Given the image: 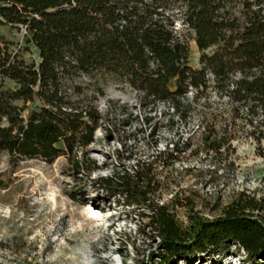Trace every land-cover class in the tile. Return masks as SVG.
I'll return each instance as SVG.
<instances>
[{
  "label": "trees",
  "instance_id": "obj_1",
  "mask_svg": "<svg viewBox=\"0 0 264 264\" xmlns=\"http://www.w3.org/2000/svg\"><path fill=\"white\" fill-rule=\"evenodd\" d=\"M177 22L194 34L200 68L189 65L190 37ZM3 24L23 27L39 58L27 63L0 45V152L13 159L50 163L65 155L75 173L99 167L86 148L100 115L61 89L71 71L112 73L138 93V108L149 112L168 102L181 118L193 102L186 92L193 90L197 99L209 87L210 73L212 89L229 100V152L239 134L258 148L264 140V0H0ZM35 101L38 106L22 116L26 103ZM205 138L207 150L221 148L219 139ZM188 146L178 137L151 159L137 160L132 171L112 169L90 183L107 198L142 209L159 238L157 264L200 263L231 253L260 264L264 197L240 192L213 218L189 206L187 223L177 219V209L187 206L178 194L168 203L154 198L160 184L154 168L171 165Z\"/></svg>",
  "mask_w": 264,
  "mask_h": 264
},
{
  "label": "rangeland",
  "instance_id": "obj_2",
  "mask_svg": "<svg viewBox=\"0 0 264 264\" xmlns=\"http://www.w3.org/2000/svg\"><path fill=\"white\" fill-rule=\"evenodd\" d=\"M176 25L190 37L189 65L200 68L194 34L179 22ZM0 38L7 52L27 63L39 62L23 27L0 25ZM207 77L209 87L197 99L193 90L186 92L193 102L188 115L181 118L168 102L155 103L149 112L138 108V93L112 73L95 70L64 75L61 89L69 99L93 105L100 115L94 140L86 148L87 158L99 167L75 173L65 155L49 163L41 158L13 159L1 151L0 263L157 264L159 238L146 226L142 209L107 198L90 178L109 175L112 169L132 171L137 160L151 159L178 137L188 139L189 146L171 165L158 162L154 168L160 182L154 198L168 203L178 194L186 202V207L176 211L178 221L187 223L189 206L213 218L240 192L264 197V140L258 148L255 141L239 134L231 141L234 151L229 152V100L212 89V74ZM5 86L16 87L9 80ZM38 104L26 103L22 116ZM146 115L149 122L144 120ZM206 136L219 139L221 148L207 150ZM193 264L246 263L231 253Z\"/></svg>",
  "mask_w": 264,
  "mask_h": 264
}]
</instances>
